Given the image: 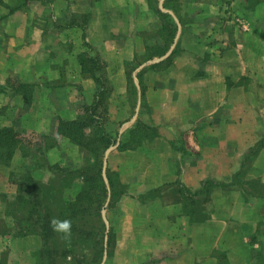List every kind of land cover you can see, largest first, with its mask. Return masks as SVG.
I'll return each instance as SVG.
<instances>
[{
  "label": "crops",
  "instance_id": "0c3cea01",
  "mask_svg": "<svg viewBox=\"0 0 264 264\" xmlns=\"http://www.w3.org/2000/svg\"><path fill=\"white\" fill-rule=\"evenodd\" d=\"M81 55L105 63L112 88L106 129L116 144L105 168L118 185L112 192L104 175L100 264H264V146L250 156L264 145V0H0V86L35 87L30 104L0 94V129L21 133L23 145L56 139L48 166L89 163L58 135L60 121L76 120L99 91ZM138 122L156 135L119 150ZM20 155L0 165V264H39L45 247L56 264L71 263L38 228L11 231L13 174L34 167ZM42 174L33 177L51 180ZM209 181L220 186L205 202ZM73 183L68 201L83 186Z\"/></svg>",
  "mask_w": 264,
  "mask_h": 264
},
{
  "label": "trees",
  "instance_id": "16d2710c",
  "mask_svg": "<svg viewBox=\"0 0 264 264\" xmlns=\"http://www.w3.org/2000/svg\"><path fill=\"white\" fill-rule=\"evenodd\" d=\"M161 15L164 14L161 13ZM163 17L165 18V16ZM90 20L91 15H84L83 26L87 25ZM168 30H170L168 40L172 41L175 38L174 29L169 25ZM85 46L89 48L86 43ZM79 62L83 75L92 78L99 87V91L95 94L94 101L82 108L81 114L76 120L60 121L58 135L69 139L71 143L79 147L88 156L89 163L80 169L63 168L59 165L48 166L47 152L57 146L58 141L54 138L43 137L42 139L47 142L46 145H42L44 147L36 145V152L40 153L42 160L38 159L36 153L32 155L34 170L24 169L18 174L20 178L13 174V182L18 188V192L14 201L7 203V215L12 218L11 231L15 235L16 233L19 235L32 234L38 228L45 241L55 239L56 246H54L55 251L53 252L59 257H72L71 263L61 261L60 264H83L84 261L81 260L80 255L87 258V264H100L104 255L101 241L104 242L105 236L108 235L101 217V211L109 196L104 174L107 175L112 192L118 185L117 178L112 176L113 174L108 168H105L107 152L116 144V139L106 129L112 88L108 83L104 62L86 55H81ZM136 69L135 67L126 69L129 93L134 96L137 95V89L132 74ZM139 77H142L141 74ZM34 90V86L23 84L17 79L9 80L6 87L0 86V94L22 95L28 104L33 101ZM156 132L155 128L138 122L131 132L130 142L120 145L118 149L121 151L130 150L145 137L155 136ZM20 137L21 133L13 128L0 129V165L9 166L16 151L27 149ZM263 146L259 145L254 149L251 152V158ZM44 169L52 171L55 176H59L65 181L71 179V183L82 180L83 186L76 198L73 201L66 200L64 197L65 186H60L53 179L47 183L35 180L33 173ZM218 186L220 185L216 182H207L203 190V201H208L209 193ZM54 218L67 219L71 222L67 234L53 230L51 221ZM38 256L39 264H56V257L47 247Z\"/></svg>",
  "mask_w": 264,
  "mask_h": 264
},
{
  "label": "rangeland",
  "instance_id": "374dc122",
  "mask_svg": "<svg viewBox=\"0 0 264 264\" xmlns=\"http://www.w3.org/2000/svg\"><path fill=\"white\" fill-rule=\"evenodd\" d=\"M132 67H134V66H130V68L132 69ZM81 114V113H80ZM27 136V135H26ZM22 140H24V141H26V143L27 142H29L30 141V138H26V139H22ZM23 141V142H24ZM32 143H35V138L33 139L32 138ZM48 142H50L51 143V141H48ZM26 146H27V149L26 150H24V151H22L21 149L20 150H18V151H16V153H15V155L17 154V152H19V154H21L20 155V157H24V158H28V159H30V160H32V155H34L33 153H36V155H37V157H39L38 159L41 161L42 160V157L40 156V153H38V152H36V150H37V148H36V145H28V144H25ZM40 146H42V145H40ZM35 147V148H34ZM42 147H44V146H42ZM56 147V146H55ZM54 147V148H55ZM50 150H52V149H50ZM50 150L47 152V157H48V154H49V152H50ZM15 155H14V157H15ZM13 157V158H14ZM33 161V160H32ZM86 160H85V158H84V162H85ZM82 162H83V156H82ZM86 164V163H85ZM34 168L35 167H33V170H34ZM69 169H71V168H69ZM24 170H22V172H23ZM38 171H40V172H43V173H45V174H42L43 176H46L47 178L49 177V179H53L54 181H55V183H58L60 186H65V188H66V190H69L71 187H69V186H72L74 183H71V179H68L67 181H65L63 178H59V176H55L53 173H52V171H47V169H44V170H38ZM48 175V176H47ZM105 175V174H104ZM40 181H43V178L41 177L40 178ZM77 181V180H76ZM76 181H74V182H76ZM45 182V181H44ZM75 190H73L72 191V193L74 194L75 192H74Z\"/></svg>",
  "mask_w": 264,
  "mask_h": 264
},
{
  "label": "clouds",
  "instance_id": "9594fccd",
  "mask_svg": "<svg viewBox=\"0 0 264 264\" xmlns=\"http://www.w3.org/2000/svg\"><path fill=\"white\" fill-rule=\"evenodd\" d=\"M51 226L53 228L54 231L58 232V233H63V234H67L70 230L71 227V222L67 219L65 220H60V219H53L51 221Z\"/></svg>",
  "mask_w": 264,
  "mask_h": 264
}]
</instances>
